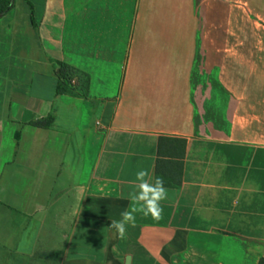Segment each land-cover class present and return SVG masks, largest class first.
<instances>
[{
    "label": "crops",
    "instance_id": "crops-1",
    "mask_svg": "<svg viewBox=\"0 0 264 264\" xmlns=\"http://www.w3.org/2000/svg\"><path fill=\"white\" fill-rule=\"evenodd\" d=\"M209 3L226 11L203 53L235 104L225 133L196 128V0H16L0 19V264L264 257V52L235 35L264 29V0ZM63 63L77 95L57 92ZM160 137L187 142L182 184L166 187L160 221L137 213L118 239L108 225L135 172L156 175Z\"/></svg>",
    "mask_w": 264,
    "mask_h": 264
},
{
    "label": "rangeland",
    "instance_id": "rangeland-1",
    "mask_svg": "<svg viewBox=\"0 0 264 264\" xmlns=\"http://www.w3.org/2000/svg\"><path fill=\"white\" fill-rule=\"evenodd\" d=\"M198 14L202 20V28L200 30L198 41L205 42L200 48L199 60L196 62L193 74V98L196 102V128L199 133H207L214 131L227 132L229 128V120L235 104H232L231 96L225 91L218 81V71L216 67L208 68L204 63L205 48L211 49L215 47L217 38L216 24L218 14H226L216 3L201 5V0H196ZM219 12V13H218ZM249 21L239 22L235 29L242 36H255L257 38L258 52H264V29L260 26L252 27ZM220 36H231L228 34L226 26H220ZM232 32V29H231ZM233 36V35H232ZM207 38V39H204Z\"/></svg>",
    "mask_w": 264,
    "mask_h": 264
},
{
    "label": "trees",
    "instance_id": "trees-1",
    "mask_svg": "<svg viewBox=\"0 0 264 264\" xmlns=\"http://www.w3.org/2000/svg\"><path fill=\"white\" fill-rule=\"evenodd\" d=\"M15 3L16 0H0V19L14 9ZM197 60H199V55H197L196 62ZM72 72L73 70L69 65L65 63L60 64L58 70V94L77 95L72 85ZM221 87L224 89L222 85ZM53 122L54 118L48 116L43 120L32 122V125L38 128L49 129ZM186 144V140L180 138H159L156 176L163 177L165 187L178 188L182 184L183 159L185 157ZM258 264H264V257L260 258Z\"/></svg>",
    "mask_w": 264,
    "mask_h": 264
},
{
    "label": "clouds",
    "instance_id": "clouds-1",
    "mask_svg": "<svg viewBox=\"0 0 264 264\" xmlns=\"http://www.w3.org/2000/svg\"><path fill=\"white\" fill-rule=\"evenodd\" d=\"M129 183L131 190L125 198L130 205L120 213V219L111 220L108 225L118 239L126 237L129 227H136L137 213L160 221L164 211L162 202L169 198L163 177L154 175L148 168H139Z\"/></svg>",
    "mask_w": 264,
    "mask_h": 264
},
{
    "label": "water",
    "instance_id": "water-1",
    "mask_svg": "<svg viewBox=\"0 0 264 264\" xmlns=\"http://www.w3.org/2000/svg\"><path fill=\"white\" fill-rule=\"evenodd\" d=\"M126 264H130V257L127 258Z\"/></svg>",
    "mask_w": 264,
    "mask_h": 264
}]
</instances>
